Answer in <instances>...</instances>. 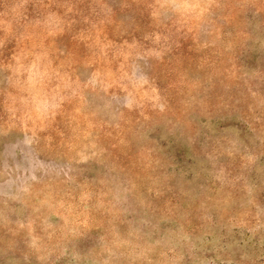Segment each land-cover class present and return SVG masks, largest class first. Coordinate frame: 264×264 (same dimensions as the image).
I'll return each mask as SVG.
<instances>
[{
	"label": "rangeland",
	"instance_id": "rangeland-1",
	"mask_svg": "<svg viewBox=\"0 0 264 264\" xmlns=\"http://www.w3.org/2000/svg\"><path fill=\"white\" fill-rule=\"evenodd\" d=\"M0 264H264V0H0Z\"/></svg>",
	"mask_w": 264,
	"mask_h": 264
}]
</instances>
